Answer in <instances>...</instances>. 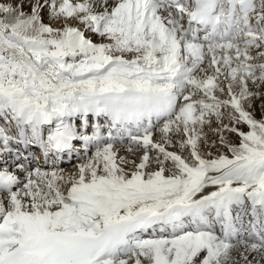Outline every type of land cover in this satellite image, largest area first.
<instances>
[{
  "label": "snow or ice",
  "instance_id": "obj_1",
  "mask_svg": "<svg viewBox=\"0 0 264 264\" xmlns=\"http://www.w3.org/2000/svg\"><path fill=\"white\" fill-rule=\"evenodd\" d=\"M0 264H264V0H0Z\"/></svg>",
  "mask_w": 264,
  "mask_h": 264
},
{
  "label": "bare ground",
  "instance_id": "obj_2",
  "mask_svg": "<svg viewBox=\"0 0 264 264\" xmlns=\"http://www.w3.org/2000/svg\"><path fill=\"white\" fill-rule=\"evenodd\" d=\"M256 116H257L258 119L260 118V112H259V110H257V112H256ZM213 126H215V125H213ZM244 130L247 131V129H244ZM205 132H207V134H208V144H211V142H212L213 140H215L216 137H215V135H214L211 131H209L208 128H205ZM155 135H156V138H159V132H157ZM230 138H231V140H232L233 142L236 143V139H235V137L231 136ZM217 145H218V143H217ZM200 147H201L202 152H208V151H211V152H213V154H217V153H219V152H216V151H215V150H217L218 148H210V147H208L203 141L201 142ZM33 150L36 151V152H39V149H38V148H35V147H34ZM171 150H176V149H171ZM224 151H226V150H224ZM65 160H66V161L62 162L61 165H60L61 167L65 168V169H69V170H70L71 167H72V164L77 163V161H76L75 158L72 159L71 163H69V162L67 161V159H65Z\"/></svg>",
  "mask_w": 264,
  "mask_h": 264
},
{
  "label": "rangeland",
  "instance_id": "obj_3",
  "mask_svg": "<svg viewBox=\"0 0 264 264\" xmlns=\"http://www.w3.org/2000/svg\"><path fill=\"white\" fill-rule=\"evenodd\" d=\"M245 129H247V128H245ZM231 137V136H230ZM229 137V139H231ZM234 137V136H233ZM235 139H236V143H238L239 141H238V139L235 137ZM216 148H218L217 150H215L216 152H223L224 150H226V149H224L223 147H221V146H219V144L217 145V147Z\"/></svg>",
  "mask_w": 264,
  "mask_h": 264
}]
</instances>
